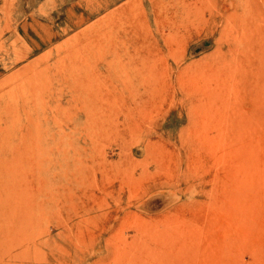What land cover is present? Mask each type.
<instances>
[{"label": "rangeland", "instance_id": "1", "mask_svg": "<svg viewBox=\"0 0 264 264\" xmlns=\"http://www.w3.org/2000/svg\"><path fill=\"white\" fill-rule=\"evenodd\" d=\"M0 264H264V0H0Z\"/></svg>", "mask_w": 264, "mask_h": 264}]
</instances>
